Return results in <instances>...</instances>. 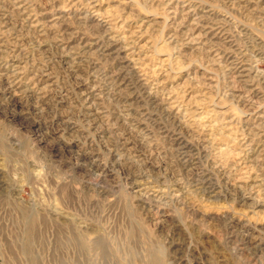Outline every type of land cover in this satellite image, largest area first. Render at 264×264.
<instances>
[{
    "label": "rangeland",
    "instance_id": "374dc122",
    "mask_svg": "<svg viewBox=\"0 0 264 264\" xmlns=\"http://www.w3.org/2000/svg\"><path fill=\"white\" fill-rule=\"evenodd\" d=\"M0 264H264V0H0Z\"/></svg>",
    "mask_w": 264,
    "mask_h": 264
},
{
    "label": "bare ground",
    "instance_id": "6f19581e",
    "mask_svg": "<svg viewBox=\"0 0 264 264\" xmlns=\"http://www.w3.org/2000/svg\"><path fill=\"white\" fill-rule=\"evenodd\" d=\"M98 10H99V9H98ZM106 16H107V14H106ZM89 17H90V16H89ZM101 18H102V17H101ZM91 19H92V18H91ZM103 25H104V24H103ZM103 25H101V26H103ZM106 30H107V29H106ZM116 34H117V33H116ZM112 36H113V35H112ZM114 37H115V36H113V38H114ZM120 37H121V36H120ZM117 38H118V37H117ZM132 38H133V37H132ZM108 39H109V38H108ZM118 40H119V39H118ZM110 41H111V40H110ZM118 42H119V41H118ZM128 42H129V41H128ZM130 44H131V43H130ZM130 44H129V45H130ZM134 49H135V48H134ZM139 49H140V48H139ZM135 51H136V50H135ZM137 51H138V50H137ZM136 53H137V52H136ZM145 55H146V54H145ZM140 56H141V55H140ZM141 58H142V57H141ZM143 58H144V57H143ZM132 59H133V58H132ZM134 59H135V58H134ZM124 60H125V59H124ZM128 60L130 61V59H128ZM131 62H132V61H131ZM137 62H138V61H137ZM137 62H136V63H137ZM148 62H149V61H148ZM153 64H154V63H153ZM142 65H143V64H142ZM147 65H148V64H147ZM151 65H152V64H151ZM163 66H164V65H163ZM143 67H144V65H143ZM152 70H153V69H152ZM155 72H156V70H155ZM161 72H162V71H161ZM150 73H151V72H150ZM156 73H157V72H156ZM144 74H145V73H144ZM159 75H160V74H159ZM142 76H143V75H142ZM152 76H153V75H152ZM145 78H146V77H145ZM158 80H159V79H158ZM140 81H141V80H140ZM149 81H150V80H149ZM153 85H154V83H153ZM152 96H153V95H152ZM182 98H183V97H182ZM171 102H172V101H171ZM171 102H170V103H171ZM180 102H181V101H180ZM180 102H179V103H180ZM181 103H182V102H181ZM173 104H174V103H173ZM172 106H175V105H172ZM170 107H171V106H170ZM167 109H168V108H167ZM201 109H202V108H201ZM167 111H168V110H167ZM197 112H198V111H197ZM200 112H201V111H200ZM167 113H168V112H167ZM196 114H197V113H196ZM200 120H201V119H200ZM206 123H207V122H206ZM198 124H199V123H198ZM213 124H215V123H213ZM197 126H199V125H197ZM200 126H201V125H200ZM200 126H199V128H200ZM206 126H208V125L206 124ZM209 127H210V126H209ZM210 128H212V127H210ZM220 128H221V127H220ZM220 128H219V129H220ZM207 129H208V128H207ZM207 129H206V130H207ZM217 129H218V128H217ZM201 130H202V129H201ZM201 130H200V131H201ZM201 132H202V131H201ZM203 133H204V132H203ZM216 133H217V132H216ZM204 134H205V133H204ZM214 137H215V136H214ZM210 142H212V141H210ZM215 147H217V146H215ZM229 147H230V146H229ZM225 148H226V147H225ZM225 148H224V149H225ZM220 150H221V149H220ZM220 152H221V151H220ZM240 181H241V180H240ZM236 186H238V185L236 184ZM241 186H242V185H241ZM237 189H238V188H237ZM240 189H241V188H240ZM241 190H242V189H241ZM237 191H239V190H237ZM243 194H244V193H243ZM245 195H246V194H245ZM241 196H243V195H241ZM245 197H246V196H245ZM241 198H244V197H241ZM246 199H247V198H246Z\"/></svg>",
    "mask_w": 264,
    "mask_h": 264
}]
</instances>
